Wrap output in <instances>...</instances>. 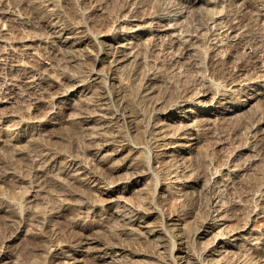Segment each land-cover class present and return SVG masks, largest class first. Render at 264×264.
Instances as JSON below:
<instances>
[{
  "label": "bare ground",
  "instance_id": "1",
  "mask_svg": "<svg viewBox=\"0 0 264 264\" xmlns=\"http://www.w3.org/2000/svg\"><path fill=\"white\" fill-rule=\"evenodd\" d=\"M4 1H5V3H7L6 0H4ZM52 1H51V3H53V7L55 8V6H54L55 1H53V2ZM76 1L79 4L81 3L80 7L84 6V3H83L84 1H82V0H76ZM105 1H104L105 3L109 2L107 0H105ZM110 1H113V0H110ZM196 1L197 0H172V2L174 3V4L172 3V5H174V7H175V4H177V6H178V2L180 3V5H179L180 7L178 8L179 9L178 15L180 17V14H181V16L186 15V13L190 14V13H188L189 9H191V7L193 6V4ZM222 1L225 2L224 7H225V4H227L228 8H230L229 6H231V8H230L231 10L225 11L226 9L222 10L223 8L221 9L217 5L215 8V7H213L214 6L213 5L212 6L213 9L215 8V10H216L218 7V10L219 9L220 10L214 11L212 13H208V14H206V16L204 15V17H202V15H203L202 14V15H200V17H198V19H196L197 17L195 18V16L198 13L197 14L194 13L193 17L196 20L195 21L196 26L194 27L193 31L183 32V30H180L182 32H177V31L175 32L169 27V25L167 26V25L162 24L160 22V21H162V19L160 21L158 19H153V20L147 21V19L149 18V16L146 15L147 13L143 14V15H138V14L132 15L131 13L128 12V14H130L131 16H129L128 18H125L127 15L126 16L124 15L125 17L123 18V20H126V22H128L127 25H121V26L115 27L114 30H108L110 28H108L107 26L106 27L108 29H104L106 27L102 26V27H104L103 29L98 30V31L96 30L95 32L89 33L87 30L88 29L87 28L88 27L87 21H84V23H78V20H77L76 24L72 25L71 22L64 23L65 21L62 22L61 20H59L57 17V14H56L57 12L55 11L54 8H53L54 10L52 9V6H51L52 4L51 5L49 4L50 0L49 1L48 0H26L27 5L30 6V9L35 11L34 15L36 16L37 19H35L36 20L35 24H33L34 22L33 23L31 22L34 18L32 20L29 19V21L31 20L30 21L31 23H29L30 24L29 26L32 28L30 30L31 34H29L30 32L28 33L29 35H27L25 33L18 39H17V37L14 39H12L13 37L11 39H9L10 32L8 33L7 29L5 28V27H7V25L5 26L4 23H2V21L5 22L4 20H6L4 15L6 14V12L9 13L8 11H10V10H7V8H6V5L8 3L5 5V8H4L5 11L2 10L4 5L0 6V7H2L1 11H0V69L3 72V76L2 77L0 76V147H2V145L3 146L10 145L12 142L18 141V140L23 139V138L32 139L33 137L39 136V137H43V138L45 137L48 140V139L52 138L48 132L49 126L53 127L52 125H54V124L59 125V124H62L64 122L65 123L68 122L70 124L71 123L75 124L77 126V128L79 129V132L83 130L86 138L90 142V144L87 146V150L89 151L90 160H85V158L84 159L80 158L79 154H77V155H79V157L73 155L72 153H74L73 152L74 148H72L73 150L71 148L67 149V147H66V149L65 148L60 149L62 147L61 146V147H59L60 151L59 150L57 152L56 151H50L51 148L48 149V148H46L47 146H45V147L40 146V143H39V147L37 145H36L37 146L36 147L33 143L30 142V140L29 141L27 140L28 142H30V144H28L29 145L28 149L24 145L25 141H22V143L24 142L23 149H16L14 151L15 156H13V158L16 157V155H19V156L24 155L28 158L27 161H28V164L30 167L28 170H29V172H31V174L33 173L32 175H36V176L40 177L44 173H51V174L55 175L54 180L56 183H59V185H60L61 180H63V182H66L69 184L71 183L72 185L73 184L75 185L74 190H72L73 189L72 187H71V190L63 189L60 192L61 193L60 198H57V199H55L56 197L54 198L55 203H56V200H59V202L57 201L58 204L56 205V207L54 206V208H56L55 213L58 214V213L62 212L64 209L69 208V205L71 204L70 206H72L71 208L74 209V211L76 213L75 215L77 216V218L75 220H70L71 221L70 227L71 228H80L83 233L79 232L80 234L74 236L72 241H70L69 243H64L65 241L62 242V238L60 239L58 236L59 235L58 233L60 231L57 232V230L54 228V226L53 227L50 226L51 227L50 230H52V238H51L52 240H51L49 245L45 246V249H44L45 254H46V259L48 260V262L46 264H80L79 263L80 260H76V258L75 259L73 258L74 254L77 252H80L81 257H82V253L85 255L89 254V256H91L90 258H93L94 262L100 263V264H150V263H152V262L149 263L150 260L148 261L147 259L146 260L142 259V256H143L142 253L130 251L126 247H124L125 246L124 244L121 243L124 246L118 244L119 242L116 240L115 236L118 237L119 233L114 232L115 230H112V231L110 229L104 230L102 228L104 230V234L106 235V236L104 235L105 236L104 238H101V235H96L97 233L94 235L87 233V230L89 231L90 228H93L94 231L96 229V228H94V224L87 225L84 223V218H86L85 221L87 219L89 220L88 214L90 212H89V209H88V211L86 210L87 209V208H85L86 206L84 207L82 205L87 204L89 200L92 201V203L94 204L93 206H97V211L100 215L109 216V217L117 220L128 231L136 229L139 233H142L145 237L154 238L155 243H157L160 247H162L163 245H171V247L173 249H175V246H176L175 244L177 243L178 244L177 245L178 246L177 247V254L175 256H176V258L180 259V261L177 262L176 264H190V263L194 262V260L195 261L198 260V258L195 257V254L193 253V251H191V248L185 247L183 245V243L185 242V237L188 236V234L191 231H194L195 237H197L198 240L201 238L204 239L205 237H207L206 239H209V240H207L208 241V243H207L208 246L206 249L207 252L205 253L206 255H204L206 261L198 262L199 264H264V243H263V240L257 239L258 235L256 236V234L260 230H263V228H264V183L262 184V186H260L257 189V194H256L258 197L257 203H256L254 208L252 207L253 209L250 210L249 214L247 213L248 214V216L246 215L247 218L243 217V219H238V217H237L238 215L234 216V213H232L233 216H232V214L231 215L228 214V212H227L228 210L226 211L224 207H223L224 209H221L222 207L220 208V205H219L220 203L218 204L219 201L214 200V201H211V204H212V206L210 207L211 211L205 220H203V221L197 220L194 223H192V221H194V220L191 219L192 220L191 223L193 224L191 226V224H189L190 223L189 220H190L191 216L188 219L189 215L191 213H193L192 214V216H193L194 212L196 211V210L194 211L193 208H192L193 212L190 211L191 205L193 203L195 204L196 199H197V198H195L194 191H196V190L199 192L213 191L212 193H214V190H215L213 188L215 175L212 176V174H211V172L213 173L214 171L208 172V170H207L206 172H203L200 169L201 161H200V163L196 162L197 160H199L198 158L195 161L196 154L200 155L201 150H202V152L205 153V150L207 148V141H208L207 140L208 137L206 135L202 134L201 133L202 130L200 132L199 129L201 128L202 125L206 126L209 123L212 124L213 121L218 120V119L224 120L226 122L227 119L230 120L232 118H235L238 116V114L243 109L246 110V107L251 108V107H253V104L255 105L256 102L259 104L261 99H264V61H262L264 56L262 55L263 57L261 60H259L257 58L258 64H256V66L254 65L255 67L252 68V70L250 69L251 68L250 67L249 69L251 71L242 70L240 68L238 69V66L235 64L237 66V68L235 69L233 75L229 79H226V81L224 83L223 82L219 83V81H212V80L206 81L207 86L205 89H203V87L205 86L204 82H202L204 84V85H202L203 86L202 89H200V87H196V85H198V84H196L195 87L192 84L193 87H190L188 89H184V90L180 91L176 96L174 95L173 98H170L171 96L167 97L166 95H163V94H162L163 95L162 97H160V95H158V98H156V99H155V97H153L154 94H156V93L158 94L159 92L156 90L157 92L154 93L152 80H154V77H156L157 72L156 73L153 72L152 68L151 69L146 68V70H147L146 74H145L146 79H144L141 87H140V85H138V87H136L137 72H139L138 70L140 68L141 61H143L142 58H144V56H143L144 54L142 55V53L138 51V53L140 55H142V58L139 55H137V53L135 51V49H137V48H135V45L138 44L139 42H140V45H142L144 42L142 43L141 39L143 41H145L143 38H147V37L149 38V36L150 37H156L157 39L158 38L163 39L165 41L164 44H166L167 47H170L172 50L174 49L173 51H178L180 54H185V56L187 54L190 55V57H192V60H193L194 55H196L197 54L196 52L198 51V50L195 51V49H193V48H194V46L196 47L197 45H199L200 39L203 38L204 40H210L215 45L227 46V49H226L225 54L223 55V58L226 61L230 60V62H231L232 58L234 56H236L235 54L238 52V42L236 39H237V36L239 34L238 33L239 25L242 23L241 22L239 24V21H240L239 18L240 17L238 16V9H239L238 5H240V4H238V3H241V6L244 9L246 8L245 10H247V9L251 10V12H252V14L256 20V23L255 22L253 23V27L257 25V21H258V24H259V22H261L260 24L262 26H260V24L258 25V26H260V30L259 31L257 29H254V30H257L259 32L258 36L261 37V40H264V0H221L220 4L222 3ZM91 2L93 3V0ZM215 2H217V1H215ZM57 3H58V1H57ZM94 3H95V1H94ZM97 3H98V1H97ZM13 4H12V6H13ZM17 4H18V2H17ZM198 4H199V2H198ZM25 5H26V3H25ZM25 5L24 6L22 5V7H25ZM104 5H101V4L97 5L96 10H103ZM172 5H171V7H173ZM201 5H202L200 7L201 9L199 7H197V8L200 10H204L205 9V7L203 9L204 3H202ZM211 5H209V6H211ZM60 6L62 8L61 3H60ZM196 6H198V5H196ZM86 7H88V6H86ZM86 7L80 8V9H82V13H84V14H85V12H87V11H85ZM212 7H211V10H212ZM220 7H223V5ZM232 7H233V9H232ZM74 8L72 7L73 10H74ZM243 8H242V10H244ZM206 9H208V8L206 7ZM32 10L30 11V13L32 12ZM59 10H61V9H59ZM250 10H249V13H250ZM12 11L10 13H12ZM25 11H24V13H25ZM192 11H194V8H193V10L191 9V12ZM205 11H204V13H205ZM28 12L26 14H23L20 12L21 14H23L22 16L17 14V13L12 14V16L11 15L10 16H11L12 20H14L16 23H19V24L20 23H26L25 20H26L27 16H24V15H27ZM74 12H76V11H74ZM172 12H170V13H172ZM194 12H196V11H194ZM201 12H203V11H200V13ZM206 12H208V11H206ZM243 12L245 13V11L241 12L242 15H243ZM245 15H247V14H245ZM251 15H249V16H251ZM29 16H31V15H29ZM71 16H69V17H71ZM120 16L123 17L122 15H120ZM7 18H8V20L10 19L9 17H7ZM62 18H63V15H62L61 19ZM86 18H88V17L86 16ZM69 19H68V21H69ZM76 19H73V20L75 21ZM118 19H120V18L118 17ZM62 20H64V19H62ZM253 20H252V22H253ZM122 22H124V21H122ZM178 23H180V22H178ZM90 25H92V24L90 23ZM248 25H249V23H248ZM240 26L243 27L244 25H240ZM242 27H240V28H242ZM250 27H252V26H250ZM250 27L248 29H250ZM89 28H90V26H89ZM96 28L97 27H94V29H96ZM248 29H247V31L249 32ZM239 30H241V29H239ZM252 32H253V30H252ZM249 33H251V32H249ZM255 38H257V37H255ZM15 39H17V40H15ZM239 39L240 38L238 37V40ZM254 39H253V41H254ZM257 39L260 40L259 38H257ZM149 40H150V38H149ZM249 40H251V39L248 38V42H251ZM197 41H199L198 44H197ZM93 42L97 45V46H95L96 52L93 53V57H92L93 63L95 65H99V66H101L100 64H104L107 66L108 69L115 70V72L112 71V72H114V74L112 75L111 78H112V80L116 81V83H117L116 89H118V93H120L121 98H122V99L121 98L120 99L124 103V104L123 103L122 104L126 108V110H125L126 111L125 113H127L126 116H128V119L130 120L129 121L130 125L132 123V128L130 130L131 131L130 136L136 137L138 139V142H134L133 140H132L133 142H131L128 137L126 138V136L124 137L123 135L119 134L118 132H114V129L113 130L108 129V126H110V124L112 125V123H111L112 118L110 116L112 114H110L108 103H107L108 106H106V102H105L106 97L104 96L105 94H103L106 92V91L104 92V90H106V81L103 79V73H102L101 69H98L97 66H96L97 69L95 67L92 68V66H93L92 65L90 68L86 69L85 71L75 72V70L74 71L72 70L71 72L68 71V73H66V74L63 73V75H61L59 77L57 73H56L57 75L53 73L54 71L51 73L49 71L50 70L49 68H47V69H49L47 71H49L50 73L46 72L45 66L47 64L44 66V64H40L37 61L38 57H36V53L38 54V51H36L37 50L36 47L40 46L42 44H43V47H44V45L48 46V47L51 46L52 50H55V52H57L58 50L62 51L63 49L64 50L67 49L69 51H73V53L76 52V54H77V52L80 53L81 51H83L81 53H85L84 50H86L87 53H91V50L88 48H93V46H92ZM248 44L251 45L252 43H248ZM210 45H211V43H210ZM257 45H258V43H257ZM211 46L216 47L214 45H211ZM242 46L245 47L244 44H242ZM219 48L217 47V49H219ZM263 48H264V46H263ZM196 49H198V48H196ZM67 50H65L64 52H68ZM249 50H251V49H249ZM263 50H261V51H263ZM178 52H176V53H178ZM213 52H215V49ZM81 53H80V55H81ZM219 53H217V55ZM243 53H245V51ZM82 55H84V54H82ZM212 55H214V54H212ZM37 56H39V55H37ZM246 56H247V54H246ZM246 56H244V58ZM79 57H81V56H79ZM182 57L184 58V56H182ZM177 58H178V56H177ZM185 58L187 59V57H185ZM197 58L199 59V57H197ZM188 59H190V58H188ZM233 59H235V58H233ZM238 59H236V60H238ZM132 61H136V63L139 65L134 67V68L130 67V69H128L125 72L122 70V73L121 72L118 73L119 69H123L124 67H126L128 65L130 66ZM220 61L223 62V60H220ZM242 61H244V60L242 59ZM256 61L257 60H255V62ZM199 62L200 61H198L196 64L198 65ZM136 63L134 62V64H136ZM228 64H229V62H228ZM223 65H224V63H223ZM229 65H231V64H229ZM242 65H240V67ZM244 65H246V64H244ZM247 68H244V69H247ZM51 71H52V69H51ZM56 72H57V70H56ZM60 73H62V72H60ZM170 81H172V80H170ZM194 81H196V80H194ZM203 81H205V80H203ZM90 83L94 84L93 88H95V89H93V90H95V92H96V88L98 90L100 88L101 90H100V92H98V94L95 96V98L93 97L94 98L93 101L91 100L93 102V105H94V110L90 114L86 113L87 115H85V114H83V112H79L77 110L76 104H75V102H76L75 99H77L78 96L84 95V93H86L88 95L87 92L89 90H92V89H90V88H92ZM95 84L97 86H95ZM138 84H141V83H138ZM170 84H172V83H170ZM173 84L175 85L176 83H173ZM32 86L35 87L37 91H39L38 97L36 98V96H35L32 99V101L30 102V104H31L30 106L24 107L23 113L21 112V115H20V112L17 113L16 111H12L10 107L12 106V103H13L14 97H12V92L14 90V87L18 88V87H32ZM177 87H178V85H177ZM170 88H172V86ZM166 89H165V91H168ZM178 89H180V87ZM170 90H172V89H170ZM131 91L134 92V94L132 93L133 95H131ZM176 91H178V90H176ZM92 93H94V92H92ZM99 93H102V94H99ZM115 93H116V90H115ZM162 93H163V91H162ZM157 94H156V96H157ZM166 94H167V92H166ZM85 95H84V97H85ZM238 95L240 96V99H238ZM90 96H91V94L89 95V97ZM152 97H153V99H152ZM78 99H80V98H78ZM144 101L145 102L149 101V103H151L152 113L149 112L150 115L148 116V118L146 120L144 119L145 123L143 122V126H142V125H139V122L142 121L143 116H144V113H143L144 107L141 104ZM144 104L149 105L148 103H144ZM146 105H144V106H146ZM253 108L256 109V106ZM145 109H146V107H145ZM122 110H123V108H122ZM247 111H249V110L247 109ZM250 111H253V109ZM251 113H253V112H251ZM246 114H247V112H246ZM117 117H119V116H117ZM258 117H256V118H258ZM244 118H245V116H244ZM254 119H253V121H254ZM232 121H234V120L232 119ZM115 123H116V121H115ZM236 123H238V122H236ZM240 123H241V121H240ZM263 123H264V121L257 120L256 123H254V124L251 123V124H252L253 128H255L256 126H258V127L262 126L263 127L264 126ZM73 124H71V125H73ZM116 124H119V123H116ZM140 124H142V123H140ZM213 124H216V123H213ZM62 125H64V124H62ZM230 125H231V123H230ZM140 126H142V129L140 128ZM249 127H250V125H249ZM262 127H260V128H262ZM50 129H49V131H51ZM121 129H122V127H121ZM201 129H203V128H201ZM257 129H259V128H257ZM119 131H121V130H119ZM254 131H255V129H254ZM74 132H75V130H74ZM76 132H78V131H76ZM78 133H77V135H78ZM52 134H53V132H52ZM53 135H55V134H53ZM140 137L143 138L142 139L143 142H141ZM227 137H224V138L227 139ZM60 138L62 139V137H60ZM229 139L230 138H228V140ZM220 140H221V138H220ZM217 141H219V140H217ZM56 142H59V140ZM49 143H50V141H49ZM222 143H224V142L222 141L220 143L223 146ZM16 144H11V145H16ZM51 144H52V142H51ZM57 144H59V143H57ZM145 144H147L150 148H152V151H153V154H151L152 155L151 159H150V157L148 158L150 163L154 164L157 168H158V166H161V167L166 166V168L169 170L171 175L174 176L173 178L177 177L178 179L180 178L182 180V182H181V187H182V191H183L182 193L185 197V200L188 202V203L187 202L186 203L189 204V207L184 208L183 204L186 205V203L182 202V195H178L172 189H171L172 191H170L169 193L164 192L165 194L161 193V191H160L159 194H156L157 199H153L155 197L153 195V197H151L153 200L149 199V200H145L144 202L141 201L140 203H142V204H140V205L137 202H136L137 204H132L128 200L127 196L130 195L131 193L133 194L134 191L138 190L139 192L146 193V189H149V188H146V184H148V182H150L149 178L152 175L151 171L150 170L147 171L146 167H141V165H142L140 163L141 158L138 157L140 154V151H142V148L144 147ZM62 145H65V144H62ZM53 146H54V144H53ZM224 146H225V144H224ZM232 146H233V144H232ZM83 147H84V145H83ZM219 147H221V146H219ZM219 147H218V149H219ZM11 148H13V146H11ZM79 149H81V148H79ZM10 151H12V150H10ZM247 152H248V150H247ZM76 153L77 152H75V154ZM11 154H13V153H11ZM201 155H203V154H201ZM7 156H10V154ZM61 156L66 157V159H64L62 161H57V159L60 158ZM203 156H205V154ZM209 156L210 155H208V157ZM2 157H4V155H2ZM74 157L77 158L79 165H76V163H78V162L75 161L76 159ZM199 157H201V156H199ZM11 159H12V157H8L6 159H1V157H0V163L1 162L2 163H4V162L8 163V161L9 160L11 161ZM203 160H204V161H202L203 165L208 163V161L205 157L203 158ZM233 161H235V160H233ZM178 165H179V169H178ZM234 165H236V164L234 163ZM234 165L232 164L231 167ZM201 166H202V164H201ZM156 167H155V169H156ZM237 167L236 168H234V167L227 168V173L229 172V174L234 175V176H236V174L238 175V173L235 172L237 170ZM239 167H238V169H239ZM242 168H241V170H242ZM203 169H205V168H203ZM121 170H125V172L123 173V176L120 175V173H122ZM209 170H210V168H209ZM166 172H168V171L166 170ZM166 172H165V174H166ZM221 173L224 174L223 172H220V174ZM49 176L47 175V177H49ZM165 176H167V175H165ZM43 177H45V176H43ZM228 177H230V176L228 175ZM38 179H40V178H38ZM235 179H237V178H235ZM36 180H37V178H36ZM51 181H53V180H51ZM221 181H223V180H221ZM34 183H32V184H34ZM220 184H224V182L220 183ZM56 185H58V184H56ZM37 188H39V187H37ZM61 188H63V187H61ZM64 188H65V185H64ZM173 189H174V187H173ZM175 190H177V189H175ZM34 191H36V190H34ZM56 192H59V191L56 190ZM39 194H41V193H39ZM34 196H31V197H34ZM54 196H56V195H54ZM70 197L73 199L72 201H74V200L75 201L72 203L68 202V199ZM35 198H37V197H35ZM139 198H141L140 194H139ZM39 199H42V198H39ZM28 200H30V198H28ZM36 201H37V199H36ZM98 201L100 202L99 204H101V206L98 205ZM35 203L36 202H34V204ZM232 203H233V201H232ZM12 204H6L4 206H0V212H2V214L3 213H9V212L16 213L18 215L17 217H19L20 223H22L23 225H25L24 223L31 222L29 224H37L36 226H39L41 228H48L49 227L48 226L49 221L44 219V217L42 215V213H44V211L41 213L42 207L39 210V209L35 208L37 204L35 205L34 208H33V205L31 206V204L29 205V208L16 207V205H15L16 202L14 205H12ZM27 204H24V205H27ZM163 204L165 206H168V207L172 206V208L174 209V213L166 212L162 208L164 206ZM198 204L199 203H197V207L199 206ZM236 204H238V203H236ZM44 208L42 210H44ZM64 211H66V210H64ZM50 213H52V212H50ZM4 215H6V214H3V216ZM12 215H13V213H12ZM53 215H54V213H53ZM7 216H8V214H7ZM4 217H6V216H4ZM46 217H48V216H46ZM238 220H242V221L244 220V221L240 222ZM32 222H34V223H32ZM16 226H18V225H16ZM28 226H30V225H28ZM28 226H26V227H28ZM99 226H100V223H99ZM18 227H19V230H21V231L23 230L21 226H18ZM191 227H193V228H191ZM191 229H193V230H191ZM43 230H45V229H43ZM58 230H61V229H58ZM98 230H101V229H98ZM117 232H120V230ZM98 233H99V231H98ZM122 233H123V231H122ZM102 234H103V231H102ZM122 235H124V234H122ZM112 237L115 238L114 241H113ZM258 237H260V236H258ZM194 239L196 240V238H194ZM206 239H204V240L206 241ZM115 241H117L118 243H116ZM209 241H210V244H209ZM7 242H9V240H7ZM42 252H44V251H42ZM236 253L238 254V256L235 255ZM124 254H127V255H124ZM81 259H83V258H81ZM0 264H14V260L12 261L11 258L4 251H0ZM19 264H21V263H19Z\"/></svg>",
  "mask_w": 264,
  "mask_h": 264
},
{
  "label": "rangeland",
  "instance_id": "2",
  "mask_svg": "<svg viewBox=\"0 0 264 264\" xmlns=\"http://www.w3.org/2000/svg\"><path fill=\"white\" fill-rule=\"evenodd\" d=\"M13 1V2H12ZM21 1V2H20ZM49 1V0H48ZM52 0H50V5L52 6V9L54 8L53 7V3H51ZM55 1L54 2V6H55V12L57 14V17L59 20H61L62 22L65 21L64 23H69L71 22L72 25H75L77 20H78V23H84V21H87V25H88V32L91 33V32H95L96 30H101L103 29L104 27L102 26H107L106 28L104 29H108V30H114L115 27H118V26H121V25H127L128 22H126V20H123V18H128L129 16H131L129 13H131L132 15H143V14H146L149 16V18L147 19V21H150V20H153V19H158L159 21L162 19V21H160L162 24L164 25H169V27L173 30V31H177V32H182L180 30H183V32H187V31H193L194 27L196 26V20L194 19L193 17V14H197L195 16L196 19H198V17H200V15H202V17H204V15L206 16V14L208 13H212L214 11H219L218 10V7L217 9L215 10L216 8V5L219 6V8H223L222 10L226 9L225 11L227 10H231V6H229L230 8H228L227 4H225V7H224V3L222 1V3L220 4L221 0H197L199 2L196 1L193 6L195 5H198V6H192L191 9L193 10L194 8V11L191 12V9H189V12L190 14H187L184 15V16H181L180 14V17H179V5L180 3L178 2V6L177 4H175V7L174 5H172V0H113V1H110V0H107L109 1L108 3H105L106 1L105 0H93V3L91 2L92 0H82L84 1V6L83 7H80L81 3L79 4L76 0H53ZM52 1V2H53ZM58 1V3H57ZM95 1V3H94ZM104 5V8L103 10H96L97 9V5ZM100 1V2H99ZM105 1V2H104ZM171 1V2H170ZM205 1V2H204ZM217 1V2H215ZM7 3H5L4 0H0V6H3V11H5V5H6V8L7 10H10L8 11L9 13L6 12V14L4 15L5 16V19L4 20L5 22L2 21V23H4V25L7 27H5L7 29V32L9 33L10 32V36H9V39H14L17 37L20 38L23 34H31L30 30L32 29L29 25V23H33L35 24L36 20V16L34 15L35 11H33L32 9H30V6L27 5V2L26 0H6ZM18 2V4H17ZM70 2V3H69ZM76 4H75V3ZM104 4H103V3ZM214 2V3H213ZM239 2V1H238ZM3 3V4H2ZM15 5H14V4ZM20 3V4H19ZM26 3V5H25ZM60 3L62 5V8L60 6ZM78 3V4H77ZM97 3V4H96ZM136 3V4H135ZM204 3V6H203V9L205 7L204 10H200L201 8V4ZM13 4V6H12ZM88 4V5H87ZM90 4V5H89ZM94 4V5H93ZM107 4V5H106ZM174 4V3H173ZM212 4V5H211ZM240 5H238V16L240 17V21H239V24L240 25H244L243 27L239 25V30L238 29V36H237V42H238V52L235 54L236 56H234L233 59L229 61H226L224 58H223V55L225 54L226 52V49H227V46H218V45H215L212 41L210 40H204L203 38L200 39V44H198L199 41H197V46L193 49H195V51H197L193 57V60H192V57H190V55H186L185 54H180L178 51H173L170 47H167L165 43V41L161 38H156V37H150V40L149 38H143L145 41H143L141 39V43L142 45H140V42L138 44L135 45V51L137 53V55H139L141 58H142V55L144 56L143 61H141V65H140V68H139V72H137V84H136V87H138V85H140V87L142 86V83L144 81V79H146V68L148 69H151L152 68V71L153 72H157L156 73V77H154V80H152V85H153V89H154V93H156L157 91L159 92L156 96V94H154L153 97L158 98V95H160V97H162L163 95H166L167 97L171 96L170 98H173L174 95L176 96L180 91L184 90V89H188L190 87H193L192 84L196 85V87H200V89H202V85L205 84V86L203 87V89L206 88V81H219V83H224L226 81V79H229L235 69L237 68L238 66V69H242V70H249L251 71L252 68H254L256 66V64H258V59L261 60L262 57L264 56V40H261V37L258 36L259 35V30H260V26H262L260 24V26H258V21H257V25L253 27V23L255 22L256 23V20L251 12L250 9H247L245 10L242 6H241V3H238ZM21 7H20V6ZM22 5L25 7H22ZM67 5V6H66ZM78 5V6H77ZM127 5V6H126ZM171 5L173 7H171ZM211 5V6H209ZM214 5V6H213ZM223 7H220L222 6ZM27 6V7H26ZM70 6V7H69ZM88 6V7H86ZM215 7L213 9V7ZM241 6V7H240ZM9 7V8H8ZM72 7L74 8V10L72 9ZM86 7L85 11V14L82 13V9L80 8H84ZM90 7V8H89ZM112 7V8H111ZM116 7V8H115ZM150 7V8H149ZM197 7H199L200 9H198ZM206 7L208 9H206ZM211 7H212V10H211ZM1 8L0 7V11H1ZM12 8V9H11ZM26 10H24V9ZM171 8V9H170ZM242 8L244 10H242ZM18 11H17V10ZM23 9V10H22ZM53 9V10H54ZM61 9V10H59ZM78 9V10H77ZM198 9V10H197ZM233 9V7H232ZM242 11H245V13L243 12V15L241 14V10ZM6 10V11H7ZM13 10V11H12ZM29 12H28V11ZM32 10V12L30 13V11ZM90 10V11H89ZM142 10V11H141ZM177 10V11H176ZM203 11L200 13V11ZM208 12H206V11ZM241 12H240V11ZM249 10H250V13H249ZM12 11V13H10ZM23 11V12H22ZM25 11V13H24ZM60 11V12H59ZM74 11H78L77 13L74 12ZM173 11V12H172ZM198 11V12H197ZM205 11V13H204ZM14 12V13H13ZM23 14H26L28 12L27 15H24V16H27L26 17V23H16L14 20H12L11 16L12 14H19V15H23ZM75 14H74V13ZM145 12V13H144ZM172 12V13H170ZM175 12V13H174ZM247 12V13H246ZM107 13V14H106ZM165 13V14H164ZM240 13V14H239ZM33 14V15H32ZM73 14V15H72ZM89 14V15H88ZM106 14V15H105ZM247 14V15H245ZM252 14V15H251ZM11 15V16H10ZM31 15V16H29ZM61 15V16H60ZM63 15V18L64 20L61 19ZM72 15V16H71ZM110 15V16H109ZM118 15V16H117ZM120 15H122L123 17H121ZM125 15V16H124ZM153 15V16H152ZM173 15V16H172ZM189 15V16H188ZM251 15V16H249ZM9 17L10 19L8 20L7 17ZM71 16V17H69ZM81 16V17H80ZM86 16L88 18H86ZM249 16V17H248ZM29 17V18H28ZM32 17V18H31ZM65 17V18H64ZM90 17V18H89ZM118 17L120 19H118ZM34 18V19H33ZM70 18V19H69ZM76 19L75 21L73 19ZM183 18V19H182ZM243 18V19H242ZM254 20H253V19ZM29 19H33L31 22L29 21ZM69 19V21H68ZM81 19V20H80ZM90 19V20H89ZM99 19V20H98ZM253 22H252V20ZM73 20V21H72ZM12 21V22H11ZM68 21V22H67ZM90 21V22H89ZM124 21V22H122ZM245 21V22H244ZM74 22V23H73ZM95 22V23H94ZM167 22V23H166ZM177 22V23H176ZM180 22V23H178ZM247 22V23H246ZM9 23V24H8ZM28 23V24H27ZM90 23L94 26V27H97L96 29H94V27L92 25H90ZM169 23V24H168ZM185 23V24H184ZM245 23V24H244ZM249 23V25H248ZM22 24V25H21ZM24 24V25H23ZM107 24V25H106ZM251 24V25H250ZM112 25V26H111ZM185 25V26H184ZM255 25V24H254ZM90 26V28H89ZM250 26V29H248ZM258 26V27H257ZM11 27V28H10ZM21 27V28H20ZM102 27V28H101ZM114 27V28H113ZM188 27V28H187ZM242 27V28H240ZM175 28V29H174ZM180 28V29H179ZM191 28V29H190ZM246 28V29H245ZM93 29V30H92ZM186 29V30H185ZM247 29L249 30V33L247 31ZM254 29H257V30H254ZM9 30V31H8ZM29 30V31H28ZM246 30V31H245ZM251 30V31H250ZM253 30V32H252ZM245 31V32H244ZM30 32V33H29ZM22 33V34H21ZM29 33V34H28ZM248 33V34H247ZM244 35V36H243ZM247 35V36H246ZM249 36V37H248ZM252 38H251V37ZM238 37L240 38L238 40ZM251 39L249 41L251 42H248V38ZM259 38L260 40H258L257 38ZM247 40H246V39ZM255 38V39H254ZM15 39V40H17ZM147 39V40H146ZM254 39V41H253ZM243 40V41H242ZM245 40V41H244ZM202 41V42H201ZM208 41V42H207ZM242 41V42H241ZM248 43H252L251 45L248 44ZM256 41V42H255ZM262 43H261V42ZM240 42V43H239ZM255 42V43H254ZM214 45L216 47H213L210 45ZM258 43V45H257ZM241 44V45H240ZM242 44L245 45V47L242 46ZM248 44V45H247ZM263 44V45H262ZM210 45V46H209ZM257 45V46H256ZM262 45V46H261ZM93 48H88L91 50V53H87L86 50H84V52L86 53H81L83 51H81V55L79 52H74L73 51H69L67 49L68 52H64L65 50L63 49L62 51H57L55 52V50H52L51 46H45L43 47V44L40 45V46H37L36 47V51H38V54L36 53V57L37 58V61L40 63V64H44V66L46 67L44 70L46 72H53L54 74H58V76L60 77L61 75H63V73H68L71 72L72 70L75 72H82V71H85L86 69L90 68L92 65V68H96L98 67V69H101L102 73H103V79L106 81V90H104L105 94L104 96L106 97V106L109 107V111H110V115L111 118H112V125L110 124V126H108V129L109 130H113L114 129V132H118L119 134L123 135L124 137L126 136V138L128 137L130 139L131 142H138V139L134 136H130L131 134V128H132V123L130 125V120L128 119V116L127 113H125L126 111V108L124 107V103L123 101L121 100V95L120 93H118V89L117 88V83L116 81L112 80V75L114 74L115 70H110L107 68L106 65L104 64H100L101 66L99 65H95L93 63V53L96 52V47L97 46L94 42L92 44ZM140 46V47H139ZM247 46V47H246ZM251 46V47H250ZM41 49H40V48ZM208 47V48H207ZM211 47V48H210ZM213 47V48H212ZM217 47L220 49H217ZM242 47V48H241ZM256 47V48H255ZM43 48V49H42ZM45 48V49H44ZM198 48V49H196ZM222 48V49H221ZM248 48V49H247ZM262 48V49H261ZM93 49V50H92ZM215 49V52H213ZM251 49V50H249ZM255 49V50H254ZM260 49V50H259ZM43 50V51H42ZM225 50V51H224ZM248 50V51H247ZM254 50V51H253ZM263 50V51H261ZM93 51V52H92ZM139 52L142 53V55H140ZM245 51V53H243ZM251 51V52H250ZM256 51V52H255ZM62 52V53H61ZM71 52V53H70ZM156 52V53H155ZM178 52V53H176ZM212 52V53H211ZM221 54H220V53ZM250 52V53H249ZM253 52V53H252ZM259 52V53H258ZM41 55H40V54ZM73 53V54H72ZM216 53V54H215ZM217 53H219L217 55ZM223 53V54H222ZM84 54V55H82ZM214 54V55H212ZM244 54V55H243ZM247 54V56H246ZM39 55V56H37ZM78 57H77V56ZM91 55V56H90ZM181 55V56H180ZM257 55V56H256ZM259 55V56H258ZM263 55V56H262ZM81 56V57H79ZM178 56V58H177ZM184 56V58L182 57ZM203 56V57H202ZM217 56V57H216ZM244 56H246L244 58ZM77 57V58H76ZM84 57V58H83ZM86 57V58H85ZM187 57V59L185 58ZM199 57V59L197 58ZM250 57V58H249ZM162 58V59H161ZM190 58V59H188ZM215 58V59H214ZM217 58V59H216ZM220 58V59H219ZM239 58V59H238ZM258 58V59H257ZM40 59V60H39ZM170 59V60H169ZM177 59V60H176ZM238 59V60H236ZM242 59L244 61H242ZM145 60V61H144ZM163 60V61H162ZM192 60V61H191ZM220 60H223L220 61ZM234 60V61H233ZM241 60V61H240ZM255 60H257L255 62ZM83 61V62H82ZM150 63H149V62ZM194 61V62H193ZM198 61L199 64L197 65L196 63ZM246 61V62H245ZM262 61H264V58L262 59ZM74 62V63H73ZM134 62L136 63V61H132V63L130 64V66H126L124 67L123 69H119L117 72L118 73H122V70L125 72L127 71L128 69H130V67H136L138 66L139 64H134ZM153 62V63H152ZM165 62V63H164ZM191 62V63H190ZM222 62V63H221ZM231 64L229 65L228 64ZM79 63V64H78ZM152 63V64H151ZM224 63V65H223ZM229 65H227V64ZM77 64V65H76ZM148 64V65H147ZM155 64V65H154ZM164 64V65H163ZM195 64V65H194ZM237 66H236V65ZM239 64V65H238ZM246 64V65H243ZM61 65V66H60ZM144 67H143V66ZM146 65V66H145ZM150 65V66H149ZM167 65V66H166ZM240 65H242L240 67ZM255 65V66H254ZM42 66V65H41ZM97 66V67H96ZM204 66V67H203ZM229 68H228V67ZM231 66V67H230ZM52 67V68H51ZM129 67V68H128ZM243 67V68H242ZM248 67V68H247ZM251 67V68H250ZM49 68V69H47ZM244 68H247V69H244ZM251 70H250V69ZM52 69V71H51ZM158 69V70H157ZM161 69V70H160ZM229 69V70H228ZM49 70V71H47ZM57 70V72H56ZM66 70V71H65ZM206 70V71H205ZM211 70V71H210ZM114 71V72H112ZM0 76L2 77L3 76V72L2 70L0 69ZM49 72V73H50ZM59 72V73H58ZM62 72V73H60ZM161 72V73H160ZM48 73V74H49ZM172 73V74H171ZM56 74V75H57ZM60 74V75H59ZM161 75V76H160ZM167 75V76H166ZM201 76V77H200ZM160 77V78H159ZM195 77V78H194ZM200 77V78H199ZM220 77V78H219ZM222 77V78H221ZM225 77V78H224ZM181 78V79H180ZM183 79V80H182ZM198 79V80H197ZM158 80V81H157ZM172 80V81H170ZM185 80V81H184ZM196 80V81H194ZM205 80V81H203ZM223 80V81H222ZM195 83H194V82ZM186 82V83H185ZM204 82V84L202 83ZM92 83V82H91ZM90 85L92 86V90H89L87 93H84V95H81V96H78L77 99H75V104H76V108L79 112H83V114L87 115V114H90L93 110H94V105H93V99L95 98V96L98 94V92H100V88L99 90L96 88V92L95 88H93V85L94 84H91ZM138 83H141V84H138ZM160 83V84H159ZM170 83H176L175 85L173 84H170ZM112 84V85H111ZM156 84V85H155ZM168 84V85H167ZM170 84V85H169ZM201 86H200V85ZM178 85V87H177ZM180 85V86H179ZM90 86V87H91ZM95 86H97L95 84ZM94 86V87H95ZM165 86V87H164ZM172 86V88L170 87ZM175 86V87H174ZM188 86V87H187ZM160 87V88H159ZM180 87V89H178ZM182 87V88H181ZM185 87V88H184ZM22 88V89H21ZM34 88V89H33ZM163 88V89H162ZM167 88V89H166ZM169 88V89H168ZM174 88V89H173ZM176 88V89H175ZM17 89V90H16ZM168 90V91H165ZM172 89V90H170ZM36 88L35 87H14V90L12 92V97L13 98V103H12V106L10 107L12 111H16L17 113L20 112V115H21V112L23 113V109L24 107H28L30 106V102L32 101V99L36 96V98L38 97L39 95V91H35ZM115 90H116V93H115ZM157 90V91H156ZM174 90V91H173ZM178 90V91H176ZM94 93H92V92ZM163 91V93H162ZM173 91V92H172ZM16 92V93H15ZM165 92V93H164ZM167 92V94H166ZM134 92L131 91V95H133ZM91 94V98L89 97V95ZM99 94H102V93H99ZM163 94V95H162ZM118 97H116V96ZM94 97V98H93ZM152 97V99H153ZM80 98V99H78ZM117 98V99H116ZM121 98V99H120ZM108 99V100H107ZM114 99V100H113ZM238 99H240V96L238 95ZM92 100V101H91ZM263 100V101H262ZM116 103H115V102ZM15 102V103H14ZM108 103V105H107ZM123 103V104H122ZM144 103H148L149 105H146ZM143 105V113H144V116H143V119L142 121L139 122V125H142L143 126V122L148 118V116L150 115V113H152V106H151V103H149V101L147 102H142L141 103ZM14 105V106H13ZM146 105V106H144ZM78 106V107H77ZM122 106V107H121ZM256 106V109L253 108ZM258 106V107H257ZM146 107V109H145ZM253 107H246V110L243 109L237 117L235 118H232L234 121H232V119H227V121L225 122L224 120H221V119H218V120H215L212 122L213 123H216V124H207L206 126L202 125L201 128L203 129H199V131L201 132L202 130V134L206 135L208 137V142L207 141V148L205 150V153L202 152L201 150V154H205V156L203 155H197L195 156V161L197 160V158L199 160H197L196 162H199L201 161L200 163V169L203 171V172H206L208 170V172L210 171H214L213 173L211 172L212 176H214V183H213V189L214 190V193H212L213 191H203V192H199V191H194L195 193V198L196 199V203L193 205H191V212H193V210L195 211L194 212V215L192 216L193 213H191L188 217V219L190 218L189 220V224H191V226L193 225L192 223H194L195 221H203L206 219V217L208 216V214L210 213L211 211V201H219L218 204L220 205V208L221 209H224L228 212V214H232L234 213V216H237L238 219H243V217H246L248 216L249 212L251 209H253L257 203V189L262 186V184L264 183V126H256L255 128H253L252 124L256 123L257 120H262L264 121V99H261V101L259 102V104L256 102L255 105L253 104ZM79 108V109H78ZM119 108V109H118ZM121 108V109H120ZM123 108V110H122ZM111 109V110H110ZM247 109L249 111H247ZM253 111H250L252 110ZM121 112H120V111ZM149 110V111H148ZM259 111V112H258ZM4 112V111H3ZM150 112V113H149ZM247 112V114H246ZM253 112V113H251ZM87 113V114H86ZM118 113V114H117ZM125 113V114H124ZM244 113V114H243ZM250 113V114H249ZM147 114V115H146ZM259 114V115H258ZM114 115V116H113ZM245 118H244V116ZM119 116V117H117ZM250 116V117H249ZM260 118H259V117ZM242 117V118H241ZM258 117V118H256ZM238 118V119H237ZM255 118V119H254ZM145 119V120H144ZM241 119V120H240ZM254 119V121H253ZM114 120V121H113ZM226 120V119H225ZM230 122H229V121ZM236 120V121H235ZM256 120V121H255ZM119 123V124H116L115 123ZM217 121V122H216ZM241 121V123H240ZM220 122V123H219ZM233 122V123H232ZM238 122V123H236ZM142 123V124H140ZM145 123V122H144ZM231 123V125H230ZM235 123V124H234ZM252 123V124H251ZM64 124V125H62ZM62 124H54L52 125L53 127L49 126L48 128V132H49V135L53 138H50L47 140V138H43V137H33L32 139H27V138H23V139H20L18 141H15V142H12L11 144H16V145H6V146H3L0 147V157L1 159H6L8 157H12L11 161L9 160L8 163L7 162H4V163H0V206H4L6 204H15L16 202V207H25V208H29V205L31 204V206L33 205V208H37V209H42L44 208V210L41 209V213L44 211V213H42L44 219L48 220V228H41L39 226H36L37 224H29L31 222H27V223H24L25 225H23L22 223H20L19 221V217H17L18 215L14 212H9V213H3V214H6L3 216L2 212H0V251H4L5 253H7V255L11 258V260L13 261L14 260V264H46L48 262V260L46 259V254H45V246L46 245H49L50 242H51V238H52V230L50 226H54V228L57 230V232H59L58 236L59 238L61 239L62 238V242L64 243H69L70 241H72L73 237L80 234L79 232L83 233L82 230L80 228H71L70 227V220H75L77 218V216L75 215V211L74 209H72L69 205V208H66L64 210L66 211H62L60 213H55V210L56 208H54V206L56 207V205L58 204L59 200H56V203H55V199L57 198H60V192L63 190V189H68V190H71V187L73 188L72 190H74V184L72 185L71 183H66V182H63V180H61L60 182V185L59 183H56L55 180H54V176L53 174L51 173H44L43 175H41L40 177L39 176H36V175H32L31 172H29V164H28V161H27V157L24 156V155H16V157L13 158L14 155V151L16 149H23V146L25 145V147H27V149L29 148V145L30 142L33 143L35 146L37 145L39 147V143H40V146H47L46 148L50 149V151H60V149H69V148H74L73 152L72 153L73 155L75 156H78L80 155V158L84 159L85 160H90V156H89V151L87 150V146L90 144V142L88 141V139L86 138L85 136V133L84 131H80L79 132V129L77 128V126L73 123V125H71L70 123H62ZM237 124V125H236ZM56 125V126H55ZM58 125V126H57ZM62 125V126H61ZM236 125V126H235ZM250 125V127H249ZM264 125V123H263ZM65 126V127H64ZM76 126V127H75ZM142 126H140V128L142 129ZM204 126V127H203ZM208 126V127H207ZM64 127V128H63ZM75 127V128H74ZM122 127V129H121ZM129 127V128H128ZM206 127V128H205ZM262 127V128H260ZM51 128V129H50ZM53 128V129H52ZM214 128V129H213ZM232 128V129H231ZM259 128V129H257ZM49 129L53 132V135L51 131H49ZM58 129V130H57ZM77 129V130H76ZM125 129V130H124ZM228 129V130H227ZM255 129V131H254ZM67 130V131H66ZM75 130V132H74ZM121 130V131H119ZM247 130V131H246ZM55 131V132H54ZM69 131V132H68ZM78 131V132H76ZM123 131V132H122ZM219 131V132H218ZM229 132V133H228ZM51 133V134H50ZM71 133V134H70ZM75 133V134H74ZM78 133V135H77ZM81 133V134H80ZM212 133V134H211ZM256 133V134H255ZM66 134V135H65ZM83 134V135H82ZM218 134V135H217ZM71 137H70V136ZM236 137H235V136ZM66 136V137H65ZM75 136V137H74ZM85 136V137H84ZM211 138H210V137ZM227 137L224 138V137ZM62 137V139L60 138ZM134 137V138H133ZM214 137V138H213ZM235 137V138H234ZM56 138V139H55ZM133 138V139H132ZM141 138V137H140ZM221 138V140H220ZM224 138V139H223ZM228 138H230L228 140ZM55 139V140H54ZM143 138H141V142H143L142 140ZM243 139V140H242ZM30 140V142L28 141ZM48 142H47V141ZM54 140V141H53ZM59 142H56L58 141ZM82 142H81V141ZM133 140V141H132ZM219 140V141H217ZM234 140V141H233ZM241 140V141H240ZM21 141V142H20ZM22 141H25V144L24 142L22 143ZM50 141V143H49ZM88 141V142H87ZM224 142L222 143L223 146L225 144V146L223 147L220 143L221 142ZM35 142V143H34ZM52 142V144H51ZM54 142V143H53ZM214 142V143H213ZM220 142V143H219ZM229 142V143H228ZM59 143V144H57ZM61 143V144H60ZM76 143V144H75ZM79 143V144H78ZM22 146H21V145ZM24 144V145H23ZM54 144V146H53ZM57 144V145H56ZM62 144H65V145H62ZM68 144V145H67ZM211 144V145H210ZM228 144V145H227ZM231 144V145H230ZM233 144V146H232ZM20 145V146H19ZM28 145V146H27ZM52 145V146H51ZM60 145V146H59ZM73 145V146H72ZM84 145V147H83ZM209 145V146H208ZM215 145V146H214ZM10 148H9V147ZM11 146H13V148H11ZM18 146V147H17ZM36 146V147H37ZM57 146V147H56ZM63 148H62V147ZM219 149H218V147ZM230 146V147H229ZM6 147V148H5ZM24 147V148H25ZM59 147H61L59 149ZM215 147V148H214ZM217 147V148H216ZM227 147V148H226ZM245 147V148H244ZM81 148V149H79ZM210 148V149H209ZM235 148V149H234ZM2 149V150H1ZM8 149V150H7ZM26 149V148H25ZM151 149V150H150ZM231 149V150H230ZM12 150V151H10ZM81 150V151H80ZM144 150V151H143ZM147 150V151H146ZM208 150V151H207ZM248 150V152H247ZM2 152V153H1ZM9 152V153H8ZM75 152H77L75 154ZM84 152V153H83ZM209 154H208V153ZM212 152V153H211ZM225 152V153H224ZM13 153V154H11ZM220 153V154H219ZM252 153V154H251ZM10 156H7L9 155ZM79 154V155H77ZM87 154V155H86ZM153 154V151H152V148H150L147 144L144 145V147L142 148V151H140V154H139V158H141L140 160V164L141 167H146L147 168V171L150 170L151 171V176H150V182H148V184H146V188H149V189H146V193H143V192H139L138 190L137 191H134L133 194L131 195H128L127 198L128 200L132 203V204H137L140 203L141 201L144 202L145 200H153V199H157L156 198V194H159L160 191L161 193L165 194V193H169L170 191H175V193H177L178 195H182V202L183 203H186L187 201L185 200V197L183 195V191H182V187H181V182L182 180L177 177L173 178L174 176L171 175V173L169 172V170L166 168V166H158V168L149 162V157L151 159L152 155ZM210 155L209 158L208 155ZM2 155H4V157H2ZM12 155V156H11ZM85 155V156H84ZM6 156V157H5ZM23 156V157H22ZM201 156V157H199ZM249 156V157H248ZM206 158L208 163L207 164H204L203 165V158ZM61 158V159H60ZM57 159V161H62L64 159H66V157H60ZM75 158V157H74ZM88 158V159H87ZM147 158V159H146ZM201 158V159H200ZM215 158V159H214ZM77 161V158H75ZM194 159V158H193ZM213 159V160H212ZM217 159V160H216ZM228 160V161H227ZM235 160V161H233ZM13 161V162H12ZM216 161V162H215ZM220 161V162H219ZM231 163H230V162ZM78 162V161H77ZM229 162V163H228ZM76 163V162H75ZM149 163V164H148ZM212 163V164H211ZM224 163V164H223ZM234 163L239 167L234 165ZM14 164V165H13ZM27 164V165H26ZM202 164V166H201ZM234 165L232 167L236 168L237 167V170L235 172L238 173V175L236 174V176L234 175H231L229 174V172L227 173V168H232L231 165ZM76 165H79V162L76 163ZM207 167H206V166ZM257 165V166H256ZM22 166V167H21ZM205 166V167H204ZM213 166V167H212ZM28 167V168H27ZM156 167V169H155ZM202 167V168H201ZM221 167V168H220ZM243 167V168H242ZM255 167V168H254ZM8 168V169H7ZM17 168V169H16ZM27 168V169H26ZM165 168V169H164ZM205 168V169H203ZM210 168V170H209ZM226 168V169H225ZM242 168V170H241ZM155 169V170H154ZM178 169H179V165H178ZM223 169V170H222ZM166 170L168 172H166ZM122 173H120L121 176H123V173L125 172V170H121ZM27 172V173H26ZM166 172V174H165ZM220 172H223L224 174H220ZM160 173V174H159ZM164 173V174H163ZM168 173V174H167ZM218 173V174H217ZM241 173V174H240ZM220 174V175H219ZM230 177H228V175ZM47 175L49 177H47ZM167 175V176H165ZM224 175V176H223ZM13 176V177H12ZM26 176V177H25ZM34 176V177H33ZM45 176V177H43ZM154 176V177H153ZM240 176V177H239ZM43 177V178H42ZM222 177V178H221ZM224 177V178H223ZM227 177V178H226ZM33 180H32V179ZM37 178V180H36ZM40 178V179H38ZM165 178V179H164ZM168 178V179H167ZM221 178V179H220ZM237 178V179H235ZM49 179V180H48ZM162 179V180H161ZM175 179V180H174ZM232 181H231V180ZM29 182H28V181ZM40 182H39V181ZM42 180V181H41ZM53 180V181H51ZM223 180V181H221ZM40 183H38V182ZM177 181V182H176ZM216 181V182H215ZM34 184H32V183ZM53 182V183H52ZM164 182V183H163ZM224 184H220V183H223ZM231 182V183H230ZM234 182V183H233ZM255 182V183H254ZM38 185H37V184ZM42 183V184H41ZM46 183V184H45ZM52 183V184H51ZM65 185V188H64V185ZM175 183V184H174ZM178 183V184H177ZM228 183V184H227ZM259 183V184H258ZM29 184V185H28ZM54 184V185H53ZM58 184V185H56ZM171 184V185H170ZM216 184V185H215ZM227 184V185H226ZM42 185V186H41ZM57 187H56V186ZM169 185V186H168ZM259 185V186H258ZM172 188H171V187ZM10 187V188H9ZM33 189H32V188ZM35 187V188H34ZM39 187V188H37ZM51 187V188H50ZM54 187V188H53ZM63 187V188H61ZM174 187V189H173ZM176 187V188H175ZM19 188V189H18ZM22 188V189H21ZM39 189V190H38ZM53 189V190H52ZM61 189V190H60ZM166 189V190H165ZM172 189V190H171ZM177 189V190H175ZM36 190V191H34ZM59 191V192H56ZM149 190V191H148ZM165 190V191H164ZM26 191V192H25ZM34 191V192H33ZM65 191V190H64ZM145 191V190H144ZM218 191V192H217ZM36 192V193H35ZM165 192V193H164ZM13 193V194H12ZM41 193V194H39ZM51 193V194H50ZM149 193V194H148ZM30 194V195H29ZM32 194V195H31ZM37 194V195H36ZM39 194V195H38ZM43 194V195H42ZM138 194V195H137ZM139 194H140V197L139 198ZM146 194V195H145ZM148 194V195H147ZM35 195V196H34ZM46 197H45V196ZM56 195V196H54ZM142 195V196H141ZM152 195V196H151ZM153 195L155 196L153 199L151 197H153ZM217 197H216V196ZM12 196V197H11ZM31 196H34V197H31ZM40 196V197H39ZM54 196V197H53ZM59 196V197H58ZM137 196V197H136ZM144 196V197H143ZM256 198H255V197ZM37 197V198H35ZM45 197V198H44ZM56 197V198H55ZM143 197V198H142ZM184 197V198H183ZM219 197V198H218ZM28 198H30V200H28ZM39 198H42V199H39ZM55 198V199H54ZM74 198V197H73ZM130 198V199H129ZM137 198V199H136ZM216 198V199H215ZM33 199V200H32ZM35 199V200H34ZM37 199V201H36ZM70 199V200H69ZM68 199V202H74L72 201L73 199L70 197ZM185 201H184V200ZM6 200V201H5ZM26 200V201H25ZM46 200V201H45ZM49 200V201H48ZM135 200V201H134ZM13 201V202H12ZM36 202L34 204V202ZM58 201V202H57ZM233 201V203H232ZM40 202V203H39ZM137 202V203H136ZM28 203V204H27ZM42 203V204H41ZM44 203V204H43ZM55 203V204H54ZM100 202L98 201V205L101 206V204H99ZM188 203V202H187ZM184 205V208L186 207H189V204ZM197 203H199L198 207H197ZM228 203V204H227ZM238 203V204H236ZM24 204H27V205H24ZM40 204V205H39ZM54 204V205H53ZM208 204V205H207ZM94 204L92 203L91 200L88 201L87 204H84L82 206H86L85 208H87L86 210L88 211L89 209V214H88V217H89V220L87 219L85 221L86 218H84V223L89 225V224H94V229L93 228H90V230L88 231L87 230V233H90L91 235H101V238H104L106 235L104 234V230L106 229H110L111 231L112 230H115L114 232L116 233H119L118 234V237L115 236L116 240L115 241L116 243L126 247L128 250L130 251H135V252H139V253H142L143 256H142V259L144 260H150V264H176L177 262L180 261V259L176 258V254H177V243L175 244V249H173L171 247V245H163L162 247H160L157 243H155V239L154 238H150V237H145L142 233H139L136 229H133V230H130L128 231L127 229L124 228V226L121 225L120 222H118L117 220L109 217V216H105V215H100L97 211V206H93ZM164 205V204H163ZM234 205V206H233ZM30 206V207H31ZM44 206V207H43ZM165 206V205H164ZM162 207L166 212H171V213H174V209L171 207H168V206H165V207ZM196 206V207H195ZM233 206V207H232ZM39 207V208H38ZM224 207V208H223ZM232 207V208H231ZM253 207V208H252ZM96 208V209H95ZM193 208V210H192ZM203 208V209H202ZM205 208V209H204ZM47 209V210H46ZM50 209V210H49ZM54 209V210H53ZM91 209V210H90ZM173 209V210H172ZM52 210V211H51ZM73 210V211H72ZM95 210V211H94ZM168 210V211H167ZM170 210V211H169ZM237 210V211H236ZM46 211V212H45ZM54 211V212H53ZM72 211V212H71ZM92 211V212H91ZM94 211V212H93ZM52 212V213H50ZM13 213V215H12ZM54 213V215H53ZM64 213V214H63ZM248 213V214H247ZM8 214V216H7ZM241 214V215H240ZM64 215V216H63ZM243 215V216H242ZM247 215V216H246ZM12 216V217H11ZM48 216V217H46ZM233 216V214H232ZM9 217V218H8ZM73 217V218H72ZM240 217V218H239ZM12 218V219H11ZM18 220H17V219ZM110 218V219H109ZM204 218V219H203ZM6 219V220H5ZM8 219V220H7ZM191 219H193L194 221H192ZM245 219V218H244ZM99 220V221H98ZM114 222H113V221ZM192 221V223H191ZM238 221H242V220H238ZM244 221V220H243ZM242 221V222H243ZM13 222V223H12ZM19 222V223H18ZM87 222V223H86ZM34 223V222H32ZM69 223V224H68ZM99 223H100V226H99ZM12 224V225H11ZM20 224V225H19ZM22 224V225H21ZM68 224V225H67ZM105 224V225H104ZM21 226L22 227V231L19 230V227L18 226ZM30 225V226H28ZM28 226V227H26ZM97 226V227H96ZM103 226V227H102ZM105 226V227H104ZM108 226V227H107ZM58 227V228H57ZM107 227V228H106ZM33 228V229H32ZM67 228V229H66ZM104 230H103V229ZM114 228V229H113ZM193 228V227H191ZM27 229V230H26ZM42 229V230H41ZM45 229V230H43ZM47 229V230H46ZM58 229H61V230H58ZM69 229V230H68ZM80 229V230H79ZM93 229V230H92ZM98 229H101V230H98ZM25 230V231H24ZM120 232H117L119 231ZM193 230V229H191ZM91 231V232H90ZM94 231V232H93ZM97 231V232H96ZM99 231V233H98ZM102 231H103V234H102ZM123 231V233H122ZM126 231V232H125ZM20 232V233H19ZM25 233V234H24ZM72 233V234H71ZM86 233V234H87ZM101 233V234H100ZM263 233V234H262ZM32 234V235H31ZM51 234V235H50ZM124 234V235H122ZM128 234V235H127ZM61 235V236H60ZM105 235V236H104ZM260 237H258V236ZM263 235V236H262ZM63 236V237H62ZM71 236V237H70ZM257 239H261L263 240V243H264V228L263 230H260L257 234ZM255 236V237H256ZM70 238V239H69ZM113 238V237H112ZM115 238H113V241L115 240ZM142 238V239H141ZM196 238V240L194 239ZM207 237H205L204 239H206ZM50 239V240H49ZM203 238L199 239L197 237H195V234H194V231H191L188 236L185 237V242L183 243V245L185 247H188V248H191V251H193V253L195 254V257L198 258L197 261L194 260V262H192L193 264H197L198 262H203V261H206L205 260V256L206 255L205 253L207 252L206 249H207V246H208V241L209 239H206V241L204 240ZM7 240H9V242H7ZM198 240V241H197ZM201 240V241H200ZM203 240V241H202ZM6 241V242H5ZM131 242V243H130ZM122 243V244H121ZM126 243V244H125ZM156 244V245H155ZM207 244V245H206ZM209 244H210V241H209ZM202 245V246H201ZM134 247V248H133ZM197 247V248H196ZM139 248V249H138ZM199 248V249H198ZM3 249V250H2ZM44 251V252H42ZM190 251V252H191ZM39 252V253H38ZM78 253V254H77ZM74 254L73 258L76 260H80L79 263L80 264H100V263H96L94 262L93 258H90L91 256H89V254H83L82 253V257H81V254L80 252H77ZM127 253V252H126ZM192 253V252H191ZM124 255H127V254H124ZM203 255V256H202ZM235 255L238 256V254L236 253ZM80 256V257H79ZM84 256V257H83ZM89 256V257H88ZM36 257V258H35ZM39 257V258H38ZM79 257V258H78ZM83 258V259H81ZM150 258V259H149ZM204 258V259H203ZM29 259V260H28ZM203 259V260H202ZM41 260V261H40ZM82 260V261H81ZM153 260V261H152ZM178 260V261H177ZM167 261V262H166ZM28 262V263H27ZM154 262V263H153ZM209 262V261H208ZM190 263V264H192ZM207 263V262H206ZM199 264V263H198Z\"/></svg>",
  "mask_w": 264,
  "mask_h": 264
}]
</instances>
